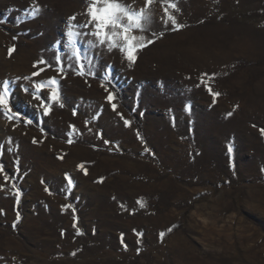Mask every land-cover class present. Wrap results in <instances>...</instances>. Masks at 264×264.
I'll list each match as a JSON object with an SVG mask.
<instances>
[{"label":"rangeland","instance_id":"374dc122","mask_svg":"<svg viewBox=\"0 0 264 264\" xmlns=\"http://www.w3.org/2000/svg\"><path fill=\"white\" fill-rule=\"evenodd\" d=\"M91 2L0 0V264H264V0H152L131 67L75 29L78 75Z\"/></svg>","mask_w":264,"mask_h":264},{"label":"snow or ice","instance_id":"6c2138e0","mask_svg":"<svg viewBox=\"0 0 264 264\" xmlns=\"http://www.w3.org/2000/svg\"><path fill=\"white\" fill-rule=\"evenodd\" d=\"M163 2L164 0H162V3ZM151 3L152 0H145L144 7L140 11H135L130 9L129 6L121 4L120 0H92L86 9L85 15L87 16V20L84 24H73L72 21L76 20V17H69L68 30L65 35L69 55L75 60V66L78 69L77 74H84V61L87 57L80 52L76 44V38L83 33L76 32L75 29L90 28L89 35L95 37V39L88 41L89 48L99 45L105 47L108 52L118 50L122 58L127 61L128 66L131 67L136 62L137 53L144 47L155 42L153 39H147L144 35L134 34L136 32L149 31V25L152 23V20L150 15L146 12V9ZM168 9H172L173 11L177 10L176 5L172 0H167V7L163 9V22L167 24V22L170 21L173 29L178 30L181 26L177 24L175 16L169 13ZM37 11L39 10L37 9ZM125 20L127 23H124ZM152 35L155 36V33H152ZM12 51H14V48L9 49V54H11ZM46 63L47 62L44 60H39L34 63L33 67L35 68L38 65ZM56 63L58 65V72H63L62 58L60 56L56 57ZM90 63L91 62L89 61V64ZM42 71H44L43 68L38 72H33L32 76H38ZM25 79L29 78L25 77ZM33 87L36 89V92H31L33 99L41 100L40 107L44 110L43 114L48 115L51 104L58 102L60 99L58 81L55 78H50L47 81H41L40 83L34 84ZM45 87L49 88L47 101L37 95V93ZM22 90L25 93H29L28 88ZM207 90L214 99L219 96V93L213 92L211 88H208ZM10 97L11 89L9 87V82L5 81L0 83V114L9 121L20 119V114L15 112L11 106ZM106 99L111 103L115 97L112 93H109ZM61 106L63 105L61 104ZM112 108L113 111H115L116 105L112 104ZM75 114L76 113L74 112L73 115ZM124 124L125 126H130L128 120H124ZM69 127L75 131L74 125H70ZM261 134L264 135V129H261ZM36 142L37 141L34 139L33 143ZM68 142L71 143L72 141L69 140ZM108 143L109 141H105V144ZM78 167L83 168V165ZM65 179L68 180L69 187H71V179L67 175L65 176ZM161 237H163V233H161Z\"/></svg>","mask_w":264,"mask_h":264}]
</instances>
